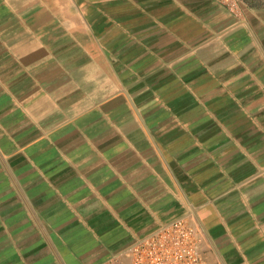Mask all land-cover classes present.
<instances>
[{
  "label": "crops",
  "instance_id": "0c3cea01",
  "mask_svg": "<svg viewBox=\"0 0 264 264\" xmlns=\"http://www.w3.org/2000/svg\"><path fill=\"white\" fill-rule=\"evenodd\" d=\"M187 215L264 264V6L0 0V264H101Z\"/></svg>",
  "mask_w": 264,
  "mask_h": 264
},
{
  "label": "built area",
  "instance_id": "2783aa9c",
  "mask_svg": "<svg viewBox=\"0 0 264 264\" xmlns=\"http://www.w3.org/2000/svg\"><path fill=\"white\" fill-rule=\"evenodd\" d=\"M231 13L239 0H214ZM127 262L111 255L101 264H212L201 230L187 215H179L129 244Z\"/></svg>",
  "mask_w": 264,
  "mask_h": 264
},
{
  "label": "rangeland",
  "instance_id": "374dc122",
  "mask_svg": "<svg viewBox=\"0 0 264 264\" xmlns=\"http://www.w3.org/2000/svg\"><path fill=\"white\" fill-rule=\"evenodd\" d=\"M244 3L256 5V6H264V0H241Z\"/></svg>",
  "mask_w": 264,
  "mask_h": 264
}]
</instances>
